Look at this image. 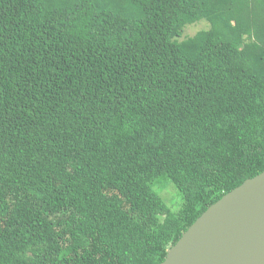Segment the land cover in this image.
Masks as SVG:
<instances>
[{"label":"trees","instance_id":"16d2710c","mask_svg":"<svg viewBox=\"0 0 264 264\" xmlns=\"http://www.w3.org/2000/svg\"><path fill=\"white\" fill-rule=\"evenodd\" d=\"M263 171L264 0H0V264H161Z\"/></svg>","mask_w":264,"mask_h":264},{"label":"water","instance_id":"95a60500","mask_svg":"<svg viewBox=\"0 0 264 264\" xmlns=\"http://www.w3.org/2000/svg\"><path fill=\"white\" fill-rule=\"evenodd\" d=\"M161 264H264V171L207 207Z\"/></svg>","mask_w":264,"mask_h":264},{"label":"rangeland","instance_id":"374dc122","mask_svg":"<svg viewBox=\"0 0 264 264\" xmlns=\"http://www.w3.org/2000/svg\"><path fill=\"white\" fill-rule=\"evenodd\" d=\"M207 28L208 25L206 23L199 22L198 24L186 27L183 31V36H193L198 31ZM158 192L172 212H175L180 208L182 204V197L172 185L167 184L161 186Z\"/></svg>","mask_w":264,"mask_h":264}]
</instances>
